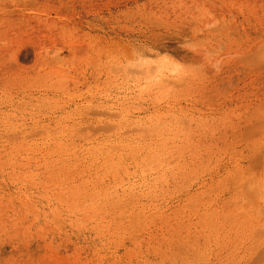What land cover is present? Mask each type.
<instances>
[{
  "label": "rangeland",
  "instance_id": "rangeland-1",
  "mask_svg": "<svg viewBox=\"0 0 264 264\" xmlns=\"http://www.w3.org/2000/svg\"><path fill=\"white\" fill-rule=\"evenodd\" d=\"M0 57V264H264V0H0Z\"/></svg>",
  "mask_w": 264,
  "mask_h": 264
},
{
  "label": "bare ground",
  "instance_id": "bare-ground-1",
  "mask_svg": "<svg viewBox=\"0 0 264 264\" xmlns=\"http://www.w3.org/2000/svg\"><path fill=\"white\" fill-rule=\"evenodd\" d=\"M22 4V3H21ZM28 4V3H27ZM23 5V4H22ZM25 5V4H24ZM91 24V23H90ZM71 31V30H70ZM30 55V50L19 47L15 52H10L5 60H12L15 65H18L20 59L28 58ZM1 58V57H0ZM8 63V62H7ZM12 64V62H9ZM156 248V246L148 247L146 255L142 258H138L132 261L130 264H172V258L170 250L164 248ZM137 261V262H136Z\"/></svg>",
  "mask_w": 264,
  "mask_h": 264
}]
</instances>
